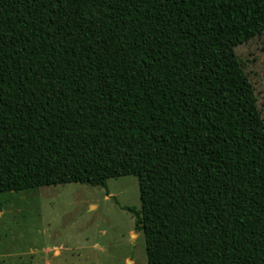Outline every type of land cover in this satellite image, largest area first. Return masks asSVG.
Returning <instances> with one entry per match:
<instances>
[{
	"label": "trees",
	"instance_id": "1",
	"mask_svg": "<svg viewBox=\"0 0 264 264\" xmlns=\"http://www.w3.org/2000/svg\"><path fill=\"white\" fill-rule=\"evenodd\" d=\"M263 32L264 0H0V194L135 176L149 264H264V119L217 145L156 68Z\"/></svg>",
	"mask_w": 264,
	"mask_h": 264
},
{
	"label": "rangeland",
	"instance_id": "2",
	"mask_svg": "<svg viewBox=\"0 0 264 264\" xmlns=\"http://www.w3.org/2000/svg\"><path fill=\"white\" fill-rule=\"evenodd\" d=\"M230 64L227 71L219 66ZM160 70L217 145L264 119V32L225 57ZM123 206L141 208L139 179L0 194V264H149L144 236Z\"/></svg>",
	"mask_w": 264,
	"mask_h": 264
}]
</instances>
